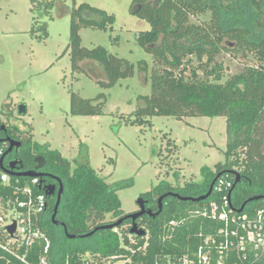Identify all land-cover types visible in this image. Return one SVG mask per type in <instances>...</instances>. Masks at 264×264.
I'll return each instance as SVG.
<instances>
[{
  "label": "trees",
  "instance_id": "obj_1",
  "mask_svg": "<svg viewBox=\"0 0 264 264\" xmlns=\"http://www.w3.org/2000/svg\"><path fill=\"white\" fill-rule=\"evenodd\" d=\"M64 2L30 0V10L41 18L58 6L60 16H69L67 48L72 72L95 79L105 89L132 77L134 65L129 61L100 46L93 49L81 46V29L111 31L114 16L87 3L77 5L73 0L69 8ZM130 12L150 27L148 31L139 32L135 40L137 46L152 56L153 67L149 76V95L136 98L132 119L124 123L144 126L152 117L176 120L223 117L226 123L224 160L213 168L202 167L201 179L197 182L172 186L160 181L151 191L141 195L148 200L149 211L156 213L158 198L167 193L193 198L204 195L213 179L228 171L240 176V182L231 194L234 208L239 209L251 197L264 198V0H131ZM206 12L210 13L207 22L195 24L190 21L191 17ZM42 30L46 32L45 26ZM222 51L240 54L245 59L251 56L258 65L246 66L219 83L222 67L215 59ZM191 57L200 62L198 69L203 71L202 77L197 75L196 69L190 70L188 77L184 76ZM138 69L146 70L147 63L139 61ZM210 77L215 82H211ZM104 104L103 95L87 100L72 93L70 114L100 116ZM5 134L21 143L18 156L24 171L33 169L34 160L41 155L46 160L45 173L59 178L63 191L56 220L63 224L68 235L84 236L126 216L118 191L129 185L106 183L88 165L86 154L79 153L81 162L74 161L76 166L71 169L70 162L58 151L48 145L32 143L16 127H7ZM5 134L0 133V137ZM6 147L4 142L0 143V160ZM2 165L6 167L4 160ZM2 173L0 167V176ZM51 177H44L43 185H53ZM29 183L30 179L23 177L9 176L6 183L0 179V208L8 211L15 207L16 202L24 198L18 189ZM33 190L45 194L43 188ZM45 199L46 208L37 225L49 240L48 252H43L45 243L42 239L18 247L8 244L10 236L0 231V245H9L14 252L10 254L0 248V264H21L15 255L24 256L28 264H41L42 258L44 264H167L168 261L177 264L180 257L190 254L199 244L200 233L205 236L219 225L201 215L203 207L217 200L214 194L198 203L165 197L161 202L162 209L155 217L144 216L135 221L137 227L145 231L143 237L132 235L133 241L128 239L132 223L128 219L112 229L69 239L62 226H54L51 222L56 197L45 194ZM258 205L259 201L249 202L246 208ZM107 215L110 216L108 220ZM125 225L127 231L120 232L118 229Z\"/></svg>",
  "mask_w": 264,
  "mask_h": 264
},
{
  "label": "rangeland",
  "instance_id": "obj_2",
  "mask_svg": "<svg viewBox=\"0 0 264 264\" xmlns=\"http://www.w3.org/2000/svg\"><path fill=\"white\" fill-rule=\"evenodd\" d=\"M74 1L114 16L111 31L81 29V46H100L129 61L134 65V75L105 89L95 79L72 72L67 48L69 16H60L59 7L54 6L40 18L30 10V0H0V123L16 127L32 143L58 151L70 162L71 169L76 166L74 161L81 162L79 153L86 154L88 165L106 183L129 185L118 191V198L123 213L131 214L138 210L137 199H145L141 195L160 181L172 186L197 182L202 167L213 168L224 160L225 119L152 117L148 125L125 124V120L132 119L136 98L149 95L151 90L153 59L135 40L139 32L150 27L131 14V0ZM72 3L73 0L64 2L69 8ZM209 18L210 13L206 12L190 21L202 24ZM139 61L147 63L146 70L138 69ZM190 61L184 76L196 69L202 77L200 62L194 57ZM215 61L222 67L219 83L246 66L258 65L251 56L245 59L227 51H222ZM210 81L215 82L212 77ZM72 93L87 100L103 95V114L72 116ZM19 105L24 106L25 115L18 114ZM127 228L125 225L118 230L125 232ZM128 239L133 241L129 232Z\"/></svg>",
  "mask_w": 264,
  "mask_h": 264
},
{
  "label": "built area",
  "instance_id": "obj_3",
  "mask_svg": "<svg viewBox=\"0 0 264 264\" xmlns=\"http://www.w3.org/2000/svg\"><path fill=\"white\" fill-rule=\"evenodd\" d=\"M0 154H2L0 152ZM9 175L3 172L1 182L6 183ZM234 184V176L226 173L214 183L212 194L217 198L210 201L201 210V215L219 223L205 236L200 233L199 244L190 254L183 255L177 264H261L264 262V199L258 206L238 212L232 206L229 194ZM39 178H30V183L18 189L24 196L8 211L0 208V231L7 233L6 228L15 224L14 240L10 236L8 244L18 247L29 246L35 239L45 243L44 254L48 252L49 240L40 231L37 221L46 208L44 193H36L33 188H42ZM116 231V230H115ZM0 248L14 254L9 245ZM21 264H28L24 256L15 255ZM44 258L41 264H44ZM158 264V263H155ZM167 264H170L168 261Z\"/></svg>",
  "mask_w": 264,
  "mask_h": 264
},
{
  "label": "water",
  "instance_id": "obj_4",
  "mask_svg": "<svg viewBox=\"0 0 264 264\" xmlns=\"http://www.w3.org/2000/svg\"><path fill=\"white\" fill-rule=\"evenodd\" d=\"M18 114L19 115H25V108L23 105H19L18 107ZM5 130V127L4 126H0V131H4ZM4 142L6 145H8V148L7 150L3 153L2 157H1V160H0V167H1V170L5 173H7L9 176H12V177H23V178H39L40 179V183L42 184V179L44 177H51L50 175H47V174H43V173H39L37 172L36 170H30V171H24V172H19V173H16L12 170V165L9 164V167H3L2 165V161H3V158L5 155H7L13 148H20L21 147V143L15 141V140H11L9 138H6L5 140H2L0 138V143ZM36 163H37V167L36 169L40 168L43 166L44 164V159L43 157L41 156H38L36 157L35 159ZM226 173H230L234 176V184L229 192L230 196L233 192V190L235 189V186L240 182V176L239 174H237L236 172H233V171H228V172H222V173H219L214 179L213 181L211 182L210 186H209V189L207 191V193H205L204 195H201L199 197H180L178 196L177 194L175 193H167V194H164L162 195L161 197L158 198V203H159V208H158V211L156 213H152L151 211L149 210H146L145 209V201L142 199V198H138L137 199V205H138V208L139 210L137 212H134V213H131V214H127L123 219H121L119 222L115 223V224H109V225H104V226H101V227H98L96 229H94L91 233L87 234V235H84V236H73V235H68L67 232L65 231V227L63 226V224H61L59 221L56 220V213H57V209H58V206H59V203H60V196H61V193L63 191V187H62V184L60 182V180L58 179V191L56 193V202H55V206H54V209H53V214L51 216V222L54 226H62L64 228V231H65V235L69 238V239H76V238H79V237H88V236H91L93 235L94 233H96L98 230H104V229H112L113 227L121 224L124 220H131L132 223H131V227H130V230H129V234L130 235H135V236H139V237H143L145 236V231L144 230H141L137 227L135 221L143 216H148V217H155L162 209L161 207V202L162 200L165 198V197H175V198H178L179 200L181 201H190V202H203L205 200H207L211 194H212V189H213V186H214V183L216 181V179L218 177H220L221 175L223 174H226ZM52 178V177H51ZM54 178V177H53ZM45 194L47 196H52L55 194V191H56V187L55 185H52V184H49V185H45L42 187ZM264 199L263 197H251L249 199H247L240 207L239 209H237L238 212H242L244 210V208L246 207L247 203L249 202H255V201H260ZM7 232L9 233L10 236H12L15 232V224L11 225V226H8L6 228Z\"/></svg>",
  "mask_w": 264,
  "mask_h": 264
},
{
  "label": "flooded vegetation",
  "instance_id": "obj_5",
  "mask_svg": "<svg viewBox=\"0 0 264 264\" xmlns=\"http://www.w3.org/2000/svg\"><path fill=\"white\" fill-rule=\"evenodd\" d=\"M0 126H4L5 127V129L7 128L5 125H3V124H1L0 123ZM0 133H4L5 134V130L4 131H0ZM2 140H5L6 138H9V137H7L6 136V134L3 136V137H0ZM10 139V138H9ZM12 139H14V138H12ZM6 148H8V147H6ZM21 148V147H20ZM20 148H18V149H16V148H13L7 155H5L4 156V158H3V160H4V164H5V166L6 167H9V164H11L12 165V170L14 171V172H16V173H19V172H24V170L21 168V161L19 160V156H18V151H19V149ZM7 150V149H6ZM38 156H41V155H38ZM42 157V156H41ZM44 159V158H43ZM34 166H33V169H31V170H36L37 172H39V173H43V174H47V173H45V171H44V167H45V164H46V160H44V164H43V166L42 167H40V168H38V169H36V167H37V163H36V161L34 160ZM48 175V174H47ZM54 176H52V181L54 182V184L53 185H55V187H56V191H55V194L53 195V196H55L56 197V193H57V191H58V188H59V186H58V179L59 178H57V177H54ZM144 201H145V209L146 210H151V208H150V205H148V200L147 199H143ZM161 207H162V203H161ZM158 208H159V203L157 202V211H158ZM138 210H139V208H138ZM137 210V211H138ZM136 211V212H137ZM152 213H154V211H151ZM144 217V216H143ZM142 218V217H141ZM140 219V218H139ZM132 221L130 220V223H131Z\"/></svg>",
  "mask_w": 264,
  "mask_h": 264
}]
</instances>
